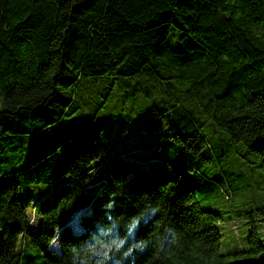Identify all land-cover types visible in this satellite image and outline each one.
<instances>
[{
    "label": "trees",
    "instance_id": "16d2710c",
    "mask_svg": "<svg viewBox=\"0 0 264 264\" xmlns=\"http://www.w3.org/2000/svg\"><path fill=\"white\" fill-rule=\"evenodd\" d=\"M83 79L106 87L95 109L116 87L147 81L160 105L150 115L166 126L141 131L167 132L186 159L207 161L195 108L170 87L183 84L187 102L264 169V0H0V264H31L26 242L40 264H264L253 227L244 247L220 248L230 239L216 213L164 159L123 150L92 161L101 145L77 149ZM40 165L63 173L26 182L21 199L14 176ZM253 209L264 214V203Z\"/></svg>",
    "mask_w": 264,
    "mask_h": 264
},
{
    "label": "rangeland",
    "instance_id": "374dc122",
    "mask_svg": "<svg viewBox=\"0 0 264 264\" xmlns=\"http://www.w3.org/2000/svg\"><path fill=\"white\" fill-rule=\"evenodd\" d=\"M184 86L174 81L170 85L182 103L195 108V113L201 121L198 127L202 137L199 151L208 157L207 161H202L195 152H191V158L186 159L170 142L167 132L141 131L147 127V122L156 119L150 115L151 108H160L157 91L145 80L116 87L97 109L94 108L93 100H98L106 87H92L87 79L78 82L76 106L72 112L75 124H83L82 130L85 132L81 135L77 149L86 148L88 141L101 145L102 148L92 161L109 159L123 150L130 156H159L169 165L171 172L179 176L191 190L197 206L216 213V227L220 232V239L223 234L230 239L228 245L220 243V248L229 250L237 245L244 247L250 227L264 238V214H259L253 209L264 203V169L258 163L256 153L240 141L231 140L226 131L217 127L195 100L187 102L183 92ZM144 89L148 92L144 93ZM154 123L164 128L166 126L160 118ZM146 141H154L159 145L155 148L156 143L147 145ZM135 146L143 147L133 148ZM62 168H54V174H49L48 168L40 165L15 175L19 197L22 199L23 194L30 191L24 188L26 182L37 180L41 185L51 183L62 175ZM57 173L59 174L55 176ZM224 194L228 196L224 197ZM36 222L37 218L34 225ZM24 246L22 258L28 257L29 263L40 264L41 255L38 248L29 242Z\"/></svg>",
    "mask_w": 264,
    "mask_h": 264
},
{
    "label": "crops",
    "instance_id": "0c3cea01",
    "mask_svg": "<svg viewBox=\"0 0 264 264\" xmlns=\"http://www.w3.org/2000/svg\"><path fill=\"white\" fill-rule=\"evenodd\" d=\"M155 143V142H152V144ZM158 144V143H157ZM136 147H139L138 149H141L143 146H135L133 148H136ZM131 156L137 158H142V156H139V155H136V154H132ZM144 156V155H143ZM150 156H156V155H148L147 157H150ZM145 157V156H144ZM223 242H228L229 241V237H227L226 235H224L223 239H222Z\"/></svg>",
    "mask_w": 264,
    "mask_h": 264
},
{
    "label": "built area",
    "instance_id": "2783aa9c",
    "mask_svg": "<svg viewBox=\"0 0 264 264\" xmlns=\"http://www.w3.org/2000/svg\"><path fill=\"white\" fill-rule=\"evenodd\" d=\"M32 209H30V214L28 215L27 218V226H31L32 225V221H33V215L31 213Z\"/></svg>",
    "mask_w": 264,
    "mask_h": 264
}]
</instances>
